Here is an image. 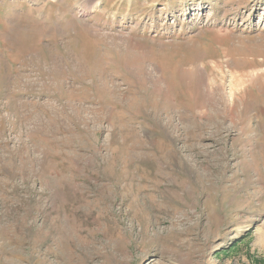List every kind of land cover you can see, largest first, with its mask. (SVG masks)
Returning <instances> with one entry per match:
<instances>
[{
	"label": "rangeland",
	"instance_id": "obj_1",
	"mask_svg": "<svg viewBox=\"0 0 264 264\" xmlns=\"http://www.w3.org/2000/svg\"><path fill=\"white\" fill-rule=\"evenodd\" d=\"M0 264H264V0H0Z\"/></svg>",
	"mask_w": 264,
	"mask_h": 264
}]
</instances>
